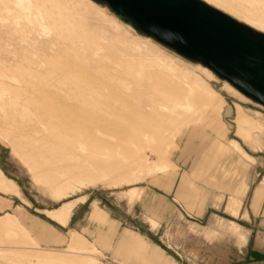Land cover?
Returning <instances> with one entry per match:
<instances>
[{"label": "rangeland", "instance_id": "obj_1", "mask_svg": "<svg viewBox=\"0 0 264 264\" xmlns=\"http://www.w3.org/2000/svg\"><path fill=\"white\" fill-rule=\"evenodd\" d=\"M204 1L264 32V0ZM217 97L226 100V137L255 163L235 213L227 189L200 181L196 213L147 180L178 169L177 154L190 143L183 136L204 124ZM237 104L264 121V107L136 35L104 5L0 0V168L20 190L0 191V215L17 212L0 227V264H26L24 251L63 249L39 240L55 223L45 210L88 193L182 264H264V197L256 212L251 205L264 175V136L255 149L236 136Z\"/></svg>", "mask_w": 264, "mask_h": 264}, {"label": "crops", "instance_id": "obj_2", "mask_svg": "<svg viewBox=\"0 0 264 264\" xmlns=\"http://www.w3.org/2000/svg\"><path fill=\"white\" fill-rule=\"evenodd\" d=\"M223 101L221 114L226 102L224 97ZM246 115L242 106L237 104L233 118L236 124L235 134L243 144L255 149L260 137L264 136V121L247 115L255 121L252 123ZM211 121L210 119L209 123L196 125L194 130H189L183 136L181 142L190 143L177 154L178 169H172L170 174L162 172L151 181H147L165 192L173 190L174 197L181 199L189 210L196 213L201 212L203 202L200 197L202 186L198 181L212 187L227 189L228 203L235 213L249 188L245 178L249 167L255 163V158L247 152L238 139L226 137L228 128L221 115L217 118V124ZM225 179L226 181H223ZM134 187L137 186L130 189ZM0 191L6 194L20 192L15 180L6 176L1 168ZM131 193L136 195V189ZM85 196L84 200L62 201L57 207L45 210L55 223L50 227L47 226L48 230L39 233V240L64 248L24 251L21 257L23 262L26 264H182L166 254L147 233L128 226L124 217L118 214L113 206L103 204L98 197L90 196V193ZM263 197L264 175L253 188L251 196V205L255 212ZM14 217H17V212L6 211L0 215V227L12 221ZM230 222L236 224L232 220ZM231 232L241 243L246 241L244 232L237 229H231Z\"/></svg>", "mask_w": 264, "mask_h": 264}, {"label": "water", "instance_id": "obj_3", "mask_svg": "<svg viewBox=\"0 0 264 264\" xmlns=\"http://www.w3.org/2000/svg\"><path fill=\"white\" fill-rule=\"evenodd\" d=\"M137 35L211 70L264 107V32L204 0H92Z\"/></svg>", "mask_w": 264, "mask_h": 264}, {"label": "bare ground", "instance_id": "obj_4", "mask_svg": "<svg viewBox=\"0 0 264 264\" xmlns=\"http://www.w3.org/2000/svg\"><path fill=\"white\" fill-rule=\"evenodd\" d=\"M92 1V0H91ZM93 2V1H92ZM95 3V2H94ZM96 4V3H95ZM97 5H99V4H97ZM110 13V12H109ZM112 14V13H111ZM116 18V17H115ZM117 20H119L118 18H116ZM119 22H121L120 20H119ZM124 26H126L130 31H133L128 25H126V24H124L123 22H121ZM253 28V27H252ZM134 32V31H133ZM135 33V32H134ZM136 34V33H135ZM137 35V34H136ZM139 36V35H138ZM140 37H142V36H140ZM143 38H145V39H150V38H148V37H143ZM151 40V39H150ZM153 41V40H152ZM154 42V41H153ZM156 43V42H155ZM157 44V43H156ZM159 45V44H158ZM160 46V45H159ZM162 47V46H161ZM164 48V47H163ZM166 49V48H165ZM167 50V49H166ZM176 55V54H175ZM178 56V55H177ZM180 57V56H179ZM181 58V57H180ZM183 59V58H182ZM184 60V59H183ZM186 61V60H185ZM187 62H189V61H187ZM189 63H191V62H189ZM192 64H194V63H192ZM197 65H199V66H201V67H203V68H206V67H204V66H202V65H200V64H197ZM206 69H208V68H206ZM209 70V69H208ZM209 71H211V70H209ZM212 72V71H211ZM213 73V72H212ZM214 74V73H213ZM215 75V74H214ZM216 77V76H215ZM217 78V77H216ZM221 82H223V83H226L228 86H230L233 90H235L238 94H240L242 97H244L245 99H247L245 96H243L241 93H239L235 88H233L231 85H229L227 82H225V81H221ZM248 101H250L249 99H247ZM251 102V101H250ZM221 104H222V99H221V97H217V99L216 100H214L213 102H211V106H210V109H209V111H210V113L208 114V116H207V118L208 119H206L205 121H204V123L205 122H210V119H211V116H212V114H215V117L216 118H219V116H220V108H221ZM212 120V119H211ZM211 123H212V121H211Z\"/></svg>", "mask_w": 264, "mask_h": 264}]
</instances>
